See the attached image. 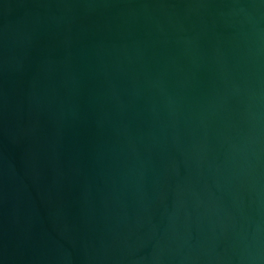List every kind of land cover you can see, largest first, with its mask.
I'll return each instance as SVG.
<instances>
[{"label": "water", "instance_id": "1", "mask_svg": "<svg viewBox=\"0 0 264 264\" xmlns=\"http://www.w3.org/2000/svg\"><path fill=\"white\" fill-rule=\"evenodd\" d=\"M0 264H264V0H0Z\"/></svg>", "mask_w": 264, "mask_h": 264}]
</instances>
